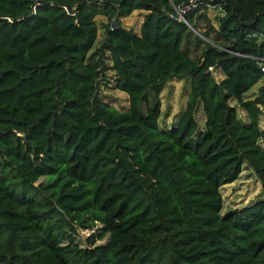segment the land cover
<instances>
[{
	"label": "trees",
	"instance_id": "1",
	"mask_svg": "<svg viewBox=\"0 0 264 264\" xmlns=\"http://www.w3.org/2000/svg\"><path fill=\"white\" fill-rule=\"evenodd\" d=\"M186 1L0 0V264H264V0ZM242 165L262 196L222 213Z\"/></svg>",
	"mask_w": 264,
	"mask_h": 264
},
{
	"label": "rangeland",
	"instance_id": "2",
	"mask_svg": "<svg viewBox=\"0 0 264 264\" xmlns=\"http://www.w3.org/2000/svg\"><path fill=\"white\" fill-rule=\"evenodd\" d=\"M217 9H209L207 11V18L209 23L216 27L217 25V15L219 14ZM144 11L142 10H133L130 14L121 18V23L130 27L134 32H138L139 23L143 16ZM95 22L97 25V44L100 42L102 36V22L105 21V18L101 16H95ZM213 35V34H212ZM201 37V36H200ZM202 38V37H201ZM203 39V38H202ZM204 41H208L204 38ZM108 75H111L110 72H107ZM110 83V82H109ZM261 83L259 79L252 87L246 92V95L252 97L253 92H255L258 86ZM187 90V78H172L164 84V86L159 91L158 97L160 102V115L158 118V124L160 126H168L171 124L172 120L178 116L179 111L181 110L184 100L186 97ZM103 99L108 101L111 105L116 108H122L126 106V93L119 89H114L113 87L103 86L101 88ZM233 104L234 102L231 101ZM200 108V107H199ZM237 114L244 118V114L240 109H237ZM197 120L201 123V114L200 111H197ZM203 123V122H202ZM259 124L264 126V110L260 115ZM264 149V146H263ZM221 198H222V208L221 212L225 210L241 206L247 202L254 200L255 198L262 196L260 183L257 177L254 175L252 170L247 166L242 165L241 170L236 176V178L228 183L223 184L219 188ZM99 223L96 222L95 226H98ZM93 228H78L75 235V240L80 244H85L86 235ZM106 237L96 240L95 243L104 242Z\"/></svg>",
	"mask_w": 264,
	"mask_h": 264
},
{
	"label": "built area",
	"instance_id": "3",
	"mask_svg": "<svg viewBox=\"0 0 264 264\" xmlns=\"http://www.w3.org/2000/svg\"><path fill=\"white\" fill-rule=\"evenodd\" d=\"M195 0H187L186 3L182 6L181 9H179V15H181V12H183L184 9H188L190 6H193L195 4ZM262 71H264V65L260 67Z\"/></svg>",
	"mask_w": 264,
	"mask_h": 264
},
{
	"label": "water",
	"instance_id": "4",
	"mask_svg": "<svg viewBox=\"0 0 264 264\" xmlns=\"http://www.w3.org/2000/svg\"><path fill=\"white\" fill-rule=\"evenodd\" d=\"M181 16V15H180ZM191 29H193L191 26H189ZM196 33H197V31L195 30V29H193ZM193 68V66H191L189 69H192Z\"/></svg>",
	"mask_w": 264,
	"mask_h": 264
}]
</instances>
